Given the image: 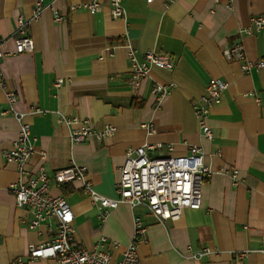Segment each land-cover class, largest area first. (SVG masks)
Instances as JSON below:
<instances>
[{
	"label": "crops",
	"instance_id": "0c3cea01",
	"mask_svg": "<svg viewBox=\"0 0 264 264\" xmlns=\"http://www.w3.org/2000/svg\"><path fill=\"white\" fill-rule=\"evenodd\" d=\"M87 1L41 0L33 19L35 0H0V37L7 52L0 59V264H58L52 258L29 259L31 244L53 238L56 219L29 228L30 212L16 205L9 190L18 178L17 166L3 153L17 138L18 123L5 112L6 90L15 93L17 110L44 111L25 120L36 138L35 149L46 157L36 154L24 168L33 174L44 167L50 193L72 208L76 242L90 248L105 237L114 263L132 240L133 219L139 217L146 226L137 246L141 264H264L259 251L264 235V67L240 68L246 60L264 58V28L256 29L249 20L264 15V0H123L124 19L111 16L108 0H98L102 6L93 14L83 7ZM18 16L27 22L31 52L13 53ZM124 42L138 59L146 50L169 55L172 70L151 66L139 88L132 89ZM237 45L243 47L242 59L228 53ZM58 78L61 83L54 86ZM212 78L228 86L210 109L212 137L206 139L193 106ZM154 82L174 84L158 106L151 93ZM62 116L88 118L92 127L111 125L115 132L71 145ZM146 122L154 133L141 126ZM145 143L155 146L146 149L152 157L201 147L211 172L201 184L199 208H185L177 220L159 222L145 207L121 203L102 218L81 181L57 185L51 178L72 163L82 165L92 188L114 198L126 150ZM232 170H237L235 178ZM204 249L199 258L190 256Z\"/></svg>",
	"mask_w": 264,
	"mask_h": 264
},
{
	"label": "built area",
	"instance_id": "2783aa9c",
	"mask_svg": "<svg viewBox=\"0 0 264 264\" xmlns=\"http://www.w3.org/2000/svg\"><path fill=\"white\" fill-rule=\"evenodd\" d=\"M153 0H145L151 3ZM111 16L124 19L125 8L123 0H108ZM98 0H89L83 4L86 11L93 14L101 8ZM41 11V0H35L33 19H36ZM54 20L61 21V16L55 14ZM250 23L256 29L264 28V15L255 14L250 16ZM16 36L14 38L13 53L31 52L34 48L33 40L28 34L27 22L18 16L16 20ZM127 58L130 64L129 83L132 89H138L142 80L148 76L151 66H157L166 70H172L173 59L164 53H156L146 50L141 59L137 58L136 50L124 42ZM108 51V50H107ZM230 56L242 59L243 47L240 45L232 47L228 51ZM7 52L3 49V39L0 37V59ZM264 67V58L257 60H246L240 68L243 72H249L252 68ZM61 79L58 78L54 86H58ZM0 86L4 87L0 81ZM227 82L212 78L205 86V94L200 97V102L195 104L194 112L198 127L203 137H212L211 128L207 124V117L214 104L219 103L221 93L227 88ZM174 87L172 82H154L151 93L155 98L156 106L163 96L168 94ZM5 99L8 108L5 112L10 113L18 123V135L13 141L10 149L3 153L7 162H14L17 166V180L10 184L15 203L21 208H26L30 214L29 228H37L41 222L48 217L56 219V229L53 238L42 244H31L29 246V259L52 258L58 264H141L137 246L144 239L146 226L139 217L133 219L132 240L124 248L121 258L112 263V255L106 248V239L100 236L95 244L86 248L74 240L73 233V211L71 206L60 195H52L49 191L50 176L43 166L31 174L26 171L24 165L36 154L45 158L43 151L35 149L36 138L31 135L29 124L25 117L28 114H42L43 110L38 107L31 108L27 112L15 108L16 95L11 90L5 91ZM62 122L69 126L70 144L84 142L89 137L102 140L113 135L115 127L105 125L102 128L91 126L88 118H66L62 116ZM77 124V127H72ZM141 126L147 134L154 133L151 123H142ZM155 147L153 144L145 143L136 148H129L125 152V159L120 167V177L115 184L116 196L110 198L97 193L86 180V167L77 164L56 170L51 174L54 183L61 185L66 182L79 180L82 182V190L90 200L99 206V216L104 218L110 209L116 208L121 203L130 207L143 206L159 222L166 220H177L185 208L197 209L201 204V184L211 170L203 163V151L197 145L189 146L187 154L167 155L163 157H152L146 154V149ZM169 149H171L169 147ZM225 172H228L225 170ZM237 170H232L231 175L236 177ZM26 175V178L22 176ZM262 247L259 250L264 254V235L261 238ZM206 250L192 252V258H199ZM245 252H242L244 254ZM21 262L20 259L17 260Z\"/></svg>",
	"mask_w": 264,
	"mask_h": 264
}]
</instances>
